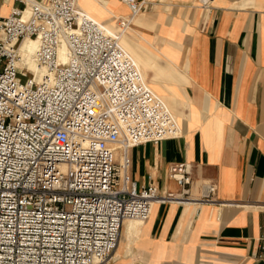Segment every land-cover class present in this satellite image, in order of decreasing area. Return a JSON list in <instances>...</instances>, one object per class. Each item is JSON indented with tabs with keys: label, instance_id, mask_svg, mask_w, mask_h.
<instances>
[{
	"label": "built area",
	"instance_id": "obj_1",
	"mask_svg": "<svg viewBox=\"0 0 264 264\" xmlns=\"http://www.w3.org/2000/svg\"><path fill=\"white\" fill-rule=\"evenodd\" d=\"M20 1L0 17V264H106L125 220L143 223L155 204L214 202L213 182L191 195L187 161L168 166L176 191L129 175L130 148L182 134L119 42L144 0H119L120 31L78 0ZM211 2L197 5L205 14ZM31 38L39 81L18 53Z\"/></svg>",
	"mask_w": 264,
	"mask_h": 264
},
{
	"label": "crops",
	"instance_id": "obj_2",
	"mask_svg": "<svg viewBox=\"0 0 264 264\" xmlns=\"http://www.w3.org/2000/svg\"><path fill=\"white\" fill-rule=\"evenodd\" d=\"M79 5L115 31L129 13L119 0ZM211 5L144 0L129 25L139 39L120 41L182 131L130 148V177L176 191L168 166L187 161L191 195L209 181L215 201L155 204L143 223L123 222L108 264H264V0ZM21 7L0 0V17Z\"/></svg>",
	"mask_w": 264,
	"mask_h": 264
},
{
	"label": "rangeland",
	"instance_id": "obj_3",
	"mask_svg": "<svg viewBox=\"0 0 264 264\" xmlns=\"http://www.w3.org/2000/svg\"><path fill=\"white\" fill-rule=\"evenodd\" d=\"M116 22H113L112 25L116 26ZM117 27V26H116ZM119 27V26H118ZM117 31H119V28H117ZM124 34L129 37L130 39L132 40H137L139 39L137 35H135L133 33V31L131 30V28L129 27L128 29H126L124 31ZM33 45L32 43H29L27 41H24L23 43H20L19 44V55L21 56V60L22 62L26 63L28 68L35 74V78H41V75H39V72H40V67L36 64V62L34 61V57H33V54H34V47H33V50H30V46ZM146 81L149 83V79L148 77L146 76ZM25 78H22V81H24ZM150 85V84H149ZM151 86V85H150ZM158 95L159 93L156 92ZM172 112V111H171ZM173 113V112H172ZM175 115V113H173ZM176 119H177V116L175 115ZM118 155V154H117ZM137 222H128V221H125L124 222V225L127 226L129 224H135ZM115 254V253H114ZM115 257H113L114 259ZM102 264H105V263H102ZM108 264V263H106Z\"/></svg>",
	"mask_w": 264,
	"mask_h": 264
},
{
	"label": "bare ground",
	"instance_id": "obj_4",
	"mask_svg": "<svg viewBox=\"0 0 264 264\" xmlns=\"http://www.w3.org/2000/svg\"><path fill=\"white\" fill-rule=\"evenodd\" d=\"M78 3H79V0H78ZM93 17V16H92ZM96 19V18H95ZM128 28V27H127ZM126 28V29H127ZM122 31V30H121ZM124 31L125 30H123V32H121V35L124 33ZM121 35H120V37H119V42H120V44H121V41H120V39H121ZM24 41H27V42H29V43H32L33 45H31L30 46V50H33V47H34V53H35V50H36V48H37V41L34 39V38H31V39H25V40H23L21 43H23ZM121 46H122V44H121ZM123 47V46H122ZM124 48V47H123ZM19 49H20V47L18 48V53H19ZM125 49V48H124ZM126 50V49H125ZM127 51V50H126ZM128 52V51H127ZM129 53V52H128ZM130 54V53H129ZM131 55V54H130ZM132 56V55H131ZM33 57H34V54H33ZM134 59V58H133ZM135 60V59H134ZM135 62H136V60H135ZM136 64L138 65V63L136 62ZM138 67H139V65H138ZM139 69H140V67H139ZM141 70V69H140ZM33 73V72H32ZM34 74V73H33ZM42 74V70L40 69V72H39V75H41ZM34 79H35V81H39L40 80V78H35V74H34ZM164 101V100H163ZM165 102V101H164ZM166 104V103H165ZM167 105V104H166ZM168 107V106H167ZM169 108V107H168ZM118 159L119 160H121L122 159V157L121 156H119L118 155ZM125 221H128V222H140V221H137V220H132V219H127V220H125ZM124 221V222H125ZM116 251V250H115ZM103 262H101V261H98V260H95L94 261V263L93 264H102Z\"/></svg>",
	"mask_w": 264,
	"mask_h": 264
}]
</instances>
